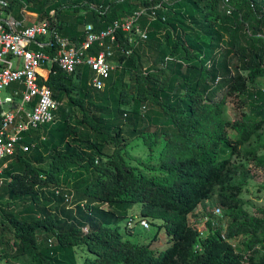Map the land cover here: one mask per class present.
I'll use <instances>...</instances> for the list:
<instances>
[{"label": "trees", "instance_id": "trees-1", "mask_svg": "<svg viewBox=\"0 0 264 264\" xmlns=\"http://www.w3.org/2000/svg\"><path fill=\"white\" fill-rule=\"evenodd\" d=\"M152 2L102 0L86 22L96 30ZM230 3L229 16L221 0H177L164 22L142 16L146 39L132 46L119 34L131 54L99 91L86 85L87 67H50L56 120L43 140L22 133L32 147L2 161L0 264H264V210L249 215L240 197L243 161L264 171V88L249 86L264 76V0ZM231 97L241 108L230 121ZM135 141L143 159L127 148ZM208 200L227 224L211 213L201 236L189 215ZM135 203L134 222L156 226L147 242L116 224ZM160 233L166 245L151 248ZM241 234L250 237L242 249L229 242Z\"/></svg>", "mask_w": 264, "mask_h": 264}, {"label": "built area", "instance_id": "built-area-1", "mask_svg": "<svg viewBox=\"0 0 264 264\" xmlns=\"http://www.w3.org/2000/svg\"><path fill=\"white\" fill-rule=\"evenodd\" d=\"M175 1L153 0L96 30L85 22L74 37H68L58 34L48 18L27 22L24 8L16 17L7 11L8 1L0 0V186L4 181V158L16 150L28 151L33 145L21 141L22 133L48 127L56 120L61 102L44 83L50 67L55 65L67 74L87 67L86 85L101 90L104 80L122 67L119 56L131 54L132 48L122 45L120 35L136 46L147 37L139 19L146 16L148 20L164 22L165 13L172 10ZM221 6L229 16L233 10L230 0H221ZM257 37L264 41V33H257ZM172 60L166 57L164 62ZM214 212L220 213L217 208ZM134 224V218L126 220L127 228ZM138 224L145 229L149 226L144 219Z\"/></svg>", "mask_w": 264, "mask_h": 264}, {"label": "rangeland", "instance_id": "rangeland-1", "mask_svg": "<svg viewBox=\"0 0 264 264\" xmlns=\"http://www.w3.org/2000/svg\"><path fill=\"white\" fill-rule=\"evenodd\" d=\"M12 4V13L14 15L19 16L20 10L24 8L23 14L24 18L27 22H37L42 18L53 17L58 26H60V30L64 33L68 34L73 30V33L79 32L82 28L83 24L90 17V8L98 7L101 4L102 0H7ZM110 1V0H107ZM114 2H119L121 0H112ZM72 37V36H69ZM144 65L146 62L144 61ZM123 65V64H122ZM127 77L124 76V81H126ZM249 86L264 88V76L258 77L252 84ZM100 94V93H99ZM220 97V95H219ZM237 97H231V99L227 100L224 107V116L228 120H234L240 116L238 107ZM246 110V109H245ZM154 126L151 127L153 130ZM44 128H39V130H43ZM233 133H230V137ZM264 138V131H263ZM130 152L136 158H142L143 152L145 149L138 144L137 141L130 144ZM259 152H263V149H259ZM29 159L31 156H28ZM27 157V158H28ZM144 158V157H143ZM142 158V159H143ZM239 158H236L238 161ZM246 163V166L250 168V175L246 179L243 190L240 194L241 199L244 201V208L247 210L248 214L251 216L260 217L262 211L264 210V171L260 168L255 167L252 163L247 161H243ZM89 176V175H87ZM73 178L70 177V181ZM21 204H12L9 207L15 211H18L21 207ZM221 208L213 201L208 200L202 206H197V208L189 215V221L193 224L201 233V236H204L207 233V229L205 226L206 217L210 216L212 220H214L218 227L222 229L225 228L227 222L226 219L221 217V212L216 214L214 210ZM139 204H132L128 210V215H131L133 218H136L139 215ZM126 216V217H127ZM126 217L118 218L116 224H119L122 231L126 236L133 241H142L147 242L151 239V236L155 233L156 226L151 225L147 229L141 227L138 223L134 224L132 227H126ZM6 236L8 237L9 231H6ZM249 236L245 234H241L229 242L236 248L242 249L247 241H249ZM165 236L160 233L156 240L151 242V248H163L166 245ZM13 264H18L17 262Z\"/></svg>", "mask_w": 264, "mask_h": 264}, {"label": "crops", "instance_id": "crops-1", "mask_svg": "<svg viewBox=\"0 0 264 264\" xmlns=\"http://www.w3.org/2000/svg\"><path fill=\"white\" fill-rule=\"evenodd\" d=\"M9 3V2H8ZM10 12V11H9ZM10 13H12V12H10ZM13 14V13H12ZM14 15V14H13ZM16 17H18L17 15H15ZM77 34V32L75 33V34H73V36L72 37H74L75 35ZM45 129H46V127L43 129V130H37V131H34L35 133H37V137L39 138V136L40 135H43L44 136V133H43V131H45Z\"/></svg>", "mask_w": 264, "mask_h": 264}]
</instances>
